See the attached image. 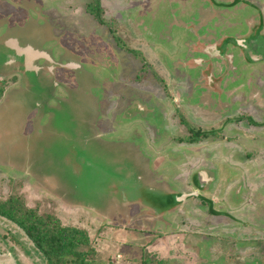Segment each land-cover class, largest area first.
I'll return each mask as SVG.
<instances>
[{
	"label": "rangeland",
	"instance_id": "1",
	"mask_svg": "<svg viewBox=\"0 0 264 264\" xmlns=\"http://www.w3.org/2000/svg\"><path fill=\"white\" fill-rule=\"evenodd\" d=\"M212 1L100 0L98 17L103 25H99L95 0H7L8 5L1 0L0 36L7 35V41L14 42L18 49L22 44L33 47L36 42L48 55L45 64H60L59 68L66 70H70L67 64H75L71 74L76 86L67 94L60 93L47 70L37 76L25 72L13 86L8 77L11 74L5 70L9 68L4 64L7 53H1V46L0 71L6 78L0 83V96L6 93L10 109L4 112L14 117L16 124L13 131L6 132L8 120L0 115V201L11 196L19 198L39 216H52L62 226L84 231L88 247L83 250L90 251L88 264H264L263 130L260 133L242 128L247 136L256 133L258 138L248 141L240 137V147L236 140L225 142L222 137L180 146L177 140L187 138L189 132L175 120L177 113L171 116L174 101L178 100L180 108L181 99L173 94L171 73L166 68H172L177 55L181 57L186 48L185 34L197 30L207 33L227 24L234 28L252 11L246 9L237 16V9H227L232 0ZM256 2L264 16V0ZM253 3L255 0H251ZM206 13V19L202 18ZM210 13L215 17L210 18ZM62 46L69 53L60 49ZM72 51L80 56L79 60L70 55ZM185 55L183 52V58ZM41 61L37 60L36 65L40 66ZM260 72L264 73V65L252 64L241 74L248 82L249 76ZM231 82L226 80L222 89L225 94H220L219 100L207 99L210 107L190 104L186 112L181 108L185 118L190 121L191 116L205 125L219 123L235 102L237 111L247 109L257 118L255 103H263L260 95L253 90L254 98L240 105L236 93L240 84L227 87ZM163 88L169 92L168 97ZM147 91L161 99L160 109L151 107L159 101L156 97L152 100ZM189 95L190 102L201 100L196 93ZM53 96L56 100L51 99ZM164 118H168L166 123ZM235 131L225 135L240 134ZM237 151L250 154L239 159ZM232 154L236 155L234 160ZM144 170L154 175L162 191L176 196L195 187L192 176L208 172L207 178L215 179L211 186L222 184L235 200L227 202V197L219 194V187L202 195L216 200L213 208L220 212L229 208L228 212L240 221L219 219L212 227L215 219L208 215L207 206L194 198L184 200L170 214L148 216L150 212L138 208L146 204L142 198L147 189L137 184ZM236 186L239 195L235 189H228ZM118 191L132 198L123 204L115 202ZM126 204L137 206L125 208ZM233 232L237 233L234 237L229 235ZM215 236L225 242L210 248L214 256H219L220 247L225 252L230 241L236 240L240 242V258L222 256L215 260L205 254L204 246L199 248L201 240L208 246ZM259 239L261 251L255 243ZM131 241L144 242L128 249ZM198 248L204 256L201 260L197 258ZM138 250H143L142 256L131 257ZM0 264L47 261L19 228L0 217Z\"/></svg>",
	"mask_w": 264,
	"mask_h": 264
},
{
	"label": "flooded vegetation",
	"instance_id": "2",
	"mask_svg": "<svg viewBox=\"0 0 264 264\" xmlns=\"http://www.w3.org/2000/svg\"><path fill=\"white\" fill-rule=\"evenodd\" d=\"M2 1H3V4H5L7 2V0H5V1L2 0ZM210 1H211V3L213 2L212 0H210ZM258 2H256V0H255V3H253V4H251V0H232V1L228 2L227 9H232V8L237 9L236 10L237 16H240L241 14L245 13L246 9H251L252 10L250 12L251 14H249L246 19H245V17L244 18L242 17L243 23L241 25H236L234 28H233L232 24L231 25L227 24V26H229V28H227V29H226L227 26H225V27H217L215 31L214 30H208L207 33H204V30H197L196 33L195 32L186 33L185 34V40L186 41L184 40L186 48H184V50L180 54L181 57H178L179 55H177V59H175V61L173 62L174 64L171 66L172 68L171 69H170V67L168 69L166 68V70L169 73H171L170 74V76L172 78L171 82L174 85V91H175V93H173V94L175 97L178 96L177 98L181 99L180 100V102H181L180 108L177 106L178 100L174 101L175 105H173V112H172L171 116H174L177 113L178 116L175 120L179 121V125L183 124L189 132L187 135V138H182V139L179 138L177 140L180 146L181 145L192 146V145H196V143H198L199 141L206 139V138L215 137V139H219L222 137L223 138L222 141L225 140V142L231 141L234 143V141L236 140L237 146L240 147L241 141L238 140V138L243 137L242 139H244L246 137V138H248L247 139L248 141H251V139L253 141H255V139L258 138L256 133H251V136H247V134H246L247 130H250V129H251L250 131L257 130L258 132H260L262 130L264 131V94H263L264 86L262 85L264 73L260 72L259 74L249 76L250 79L249 80L247 79L248 82L245 81L246 75L241 74L242 72L244 73V70L246 69L247 66H252V64H254L256 66L259 65L260 67H261V65H264V16L262 15V10H260L259 6L257 5ZM260 2L262 3V0H260ZM13 5H15L17 7L16 2L13 3ZM97 5H98L99 11L97 12V16H95V18H97L99 25H103V22L98 17L100 9H101L100 0H98V3L95 4V6H96L95 8H97ZM199 10H200V7H199ZM19 11H21V10H19ZM201 11H202V13L205 14L204 9ZM211 13H213V12H211ZM211 13H210V18H214L215 17L214 14H211ZM206 17H207V13L202 18L206 19ZM238 18H241V17H238ZM231 32H235V33L230 34ZM201 34H203V35H201ZM204 35H206V36H204ZM6 36L7 35H5V34L0 36V48L2 46V48L4 49V50H2V52L1 51L0 52L3 55L7 53L8 58L6 57L7 60L4 64L5 65L8 64L7 67H9V68H7L5 70L11 74V75H8V77L11 79V81H13V86H14V84L16 85L19 78L25 76V72H29V73L34 72V73H36V76H37V74H42L41 72H45L46 70H47L48 74L51 75V77L54 79V84H55L56 88L59 89V87H60V89H59L60 93L67 94V91H72V88H74L76 86V82H75V80L71 74L73 69L72 70L71 69L66 70L64 68H59V67H61L60 64H55V66L45 64L44 62L48 63L47 61L49 58L32 59L29 56H27V54H25V53H23V54L19 53L20 49H18L16 46L15 47L18 49L17 51H15L14 49H8V48H12L11 46H13L15 44L12 41H7L8 38ZM14 39L15 38H10V40H14ZM15 40H17V42H18L17 38ZM117 43H118V41H117ZM18 45L20 46V44H18ZM28 46L31 47V49H33L35 51H41L47 55L46 51H44V48L40 49L41 48L40 45H37L36 42H35V45L33 47L30 45H27V44H25V45L22 44L20 47L22 48L21 50H24L26 48H29ZM62 47H60V49L67 51L66 47H63V48ZM183 52H185V54H186L185 56H187V58L185 56L183 58ZM67 53H69V51H67ZM74 53H76V52L70 53V55L77 57V59L79 60L80 56H78V54H74ZM128 53H131L133 56H135L134 58L136 60H139L140 63H143V60L141 58H138V56L136 57L135 53H132L130 51H128ZM192 55H193V57L191 58ZM47 57H48V55H47ZM59 58H61V57L59 56L57 59H59ZM37 60H42L41 61L42 64L40 66L36 65ZM70 64H73V63H70ZM46 65H47V67H45ZM73 65H75V64H73ZM241 65H242V67H240ZM53 67H55L56 69H54ZM75 67H76V65H75ZM59 69L63 70L64 73L61 74ZM214 74H215V76H214ZM211 76H213V79H211ZM160 77L161 76L158 77L159 81L160 80L164 81V78L160 79ZM4 78H6L4 71H0V83L4 82ZM226 80L232 81L231 84L227 85V87H229V88L239 87V84H240L241 88L238 89L239 90L238 92H236L239 94V97H240V101H239L240 105L246 104L247 99L251 100L252 98H254V96H251V93L253 90H256L257 94L260 95L259 100H263V103H255V105H256L255 110L259 114L257 116V118L253 117L251 112L250 111L248 112L247 109H246V111L244 110L243 113H242V111H239V110L237 111L238 107H237L236 102H235V104H233V106H231V111H228L226 114L222 115L223 119L219 123L215 122L214 124L205 125V123L201 124L198 119H196V118L194 119L191 116H190V121H189V119L185 118L184 112L182 110H180L181 108L184 107V111L186 112L185 107L190 105V104H196L199 108H205L206 106L210 107L211 105L207 102V99L219 100V97H220L219 95L225 94L224 92H222V89H224L223 85L226 82ZM242 82H244L245 84L241 85ZM163 83H164L165 87L168 88V84H167L166 80ZM59 84H61L63 86H58ZM186 87L190 88V89H188L189 91L186 90ZM229 88H227V89H229ZM246 88L249 90L244 91ZM163 89H164V91H163L164 94L167 95V97H168L169 92L165 93L166 92L165 88H163ZM147 92L149 93V96L151 97L152 100L154 99V97H156V96H154L153 93H151L149 91H147ZM190 93H193V96L195 95V93L198 94L200 96L201 100L199 102H196V101L190 102V100L188 99V97L190 96L189 95ZM211 93H213L214 97H213V95H211ZM243 93H245L247 95H245ZM2 95L0 96L1 119L2 118L5 119V117H6V119L8 120L6 132L13 131V129H15V124H16L15 120L16 119L4 112L6 109H10V108L8 107V97L6 96V93H4V94L2 93ZM208 96L210 98H208ZM51 99L56 100V98L54 96ZM156 100L159 101V104L158 105H151V107L160 109L159 105H161L162 101L158 97H156ZM169 100H170V97H169ZM220 104L222 105V103H220ZM2 115L4 117H2ZM164 117H165V115H164ZM166 119L168 120V118H166ZM166 119L165 118L163 119V121L165 120V123L167 122ZM181 119H182V121H181ZM191 120L193 121L192 122L193 126L189 127ZM161 124H163V123H161ZM237 127H240V128H237ZM242 128H248V129L243 130ZM235 129H237V131H240V134L235 136L236 138L225 135V132H228V134L231 133V131L236 133ZM239 129H242V130H239ZM242 131L245 133H243ZM263 131H262V133L260 132L262 135L261 138H264V132ZM222 132H223V135H222ZM241 133H243V134L241 135ZM237 153L240 154V157H237L239 159H242V157L246 158L250 154L249 152H246V151L244 152V154L242 151H241V153L239 151H237ZM237 153H236V155H237ZM257 154H259V152ZM236 155L232 154L231 159L234 160L233 156H236ZM224 159H226V157ZM199 173L200 172H198L197 175L195 174L196 176H192L195 187L192 186V190L189 192V193H193V192L198 191L199 197H192V198L198 199L202 203L205 204V202H203L202 200H204V199L207 201L208 200L211 201V200L209 198H205V196H203L202 194H204L206 192L207 193L211 192L212 190L215 189V187H217V190H218V187H219V190H218V192L220 191L219 194H221L224 197L226 196L227 198H225V199L227 202H228V200H231V199L235 200L234 196L229 195V192H227L226 187H224L220 183H219V186L218 185H215V187L211 186V184L213 183V181L215 179H213V180L210 179L209 181L202 180L200 177H198L200 175ZM201 173H204V171H201ZM206 173L208 174V172H206ZM199 180H202V181H199ZM204 182L205 183L207 182V184L203 188H200L199 186L200 185L203 186ZM200 183H202V184H200ZM248 183L252 184V179ZM237 184L238 183L236 182V185ZM228 189H230V190L235 189L234 193H237L239 195V190H237L238 189L237 186L235 188L234 187L233 188L228 187ZM146 192H147V194H145V196H143V198L141 197L142 200L146 201V204L144 206H138V208L141 211L150 212V214L148 213V216H150V217L158 218L159 216H162L165 214H170L171 212H174V210H176L177 207H179L177 205H174V206H167L166 205L165 206V203L167 202V197L165 195L158 194V193H155V192H152L149 190H146ZM112 193H115V192H112ZM116 193H117L116 197L118 199L115 202L119 201L118 203H121V204H123V202L125 203V201H128L127 198H132V197H128V196L123 195L119 191ZM131 206H137V205L133 204V205L129 206L128 204H126L125 208H129ZM228 209L229 208H226V210H224L223 212H220L217 209H215V210H217L216 216H223L226 219L230 217L234 220L240 221V219L232 216L228 212ZM212 210H213V206H212ZM207 213H209L208 209H207ZM132 220H134V219H132ZM126 221H127V219H126ZM128 222H129V220H128ZM240 225H241V222H240ZM211 226L214 227V224L211 223ZM243 227H245V225H243ZM237 231H239V229H237ZM236 234L237 233L233 232V234L230 233L229 235H232L234 237V236H236ZM140 236H142V235H140ZM142 242H144V241H141V242L138 241L137 243L135 241H131V242H129L130 244L127 243L128 244L127 247L129 249L134 245L139 246L140 244L142 245ZM221 242H225L224 239H220L217 236H215V239L212 242V244L207 243L208 246H206V244H204V241L201 240L200 243L202 245L199 248L204 246L205 254L209 253L210 255H212L213 257L216 258L215 260L219 259L217 257H222V256H225V258H227V256H230L231 259L233 257L238 258V259L240 258V256H239L240 253L237 251L238 245L240 244V242L239 241L236 242V240L230 241L228 248L225 252L222 250V247H220L221 253L219 254V256H214L213 251H210V248L214 244L220 245ZM200 243H198V244H200ZM255 243H257V245H259L258 249H259V251H261V240L259 239V241L257 240ZM124 245H126V244H123V246ZM147 248H146V250H147ZM199 248H198V252H197L198 256L197 255L196 256H197V258H199L201 260V257L203 258L204 256H202V254L200 253ZM233 248H234V250H233ZM128 251L129 250H126V252H128ZM262 251H264V246L262 248ZM133 253L135 256H131V257L136 258L137 256H142L143 250H142V252H141V250H138V251L133 252ZM120 259H121V256L119 255V256H117L116 261L118 260L117 262H120ZM117 264H119V263H117ZM237 264H239V263L237 262Z\"/></svg>",
	"mask_w": 264,
	"mask_h": 264
},
{
	"label": "trees",
	"instance_id": "3",
	"mask_svg": "<svg viewBox=\"0 0 264 264\" xmlns=\"http://www.w3.org/2000/svg\"><path fill=\"white\" fill-rule=\"evenodd\" d=\"M97 3L98 0H95V4ZM95 11L97 14L98 5ZM202 201L205 202L208 212L214 214L211 202L205 199ZM171 203V199L167 197L165 206L175 205ZM0 217L19 228L42 254L47 264H88L86 258L90 251L83 250L88 247V238L84 231L62 226L52 216L41 217L35 210L24 206L19 198L12 196L0 201Z\"/></svg>",
	"mask_w": 264,
	"mask_h": 264
},
{
	"label": "water",
	"instance_id": "4",
	"mask_svg": "<svg viewBox=\"0 0 264 264\" xmlns=\"http://www.w3.org/2000/svg\"><path fill=\"white\" fill-rule=\"evenodd\" d=\"M12 49H14L15 51H17L18 49L15 47V45L11 46ZM19 53H25L27 54V56H29L30 58L32 59H39V58H48L47 55L44 53V52H41V51H35L31 48H26L24 50H19ZM66 68H69V69H73L75 68V65L73 64H67L65 66ZM46 115L44 114L43 117H45ZM28 136V134H27ZM24 137L26 136H23V139H25ZM142 165V164H140ZM139 166V165H138ZM141 167V166H140ZM143 168L146 169V164H143ZM143 175H142V178L139 179L138 181L143 183V184H139V182L137 183L139 186H144L147 190L149 191H152V192H155V193H158V194H162V195H165L167 197H169L172 201V205L175 204V205H178L180 204L181 202H183L184 200L186 199H189V198H192V197H199V192L196 191V192H193V193H188V194H180V195H174L172 193H169V192H164L160 189L159 187V182L155 181L154 180V175L150 174V172L148 170H144L143 171ZM198 177H200L202 180H206V181H209V179L207 178V173H202L201 175H199ZM202 180H199V181H202ZM202 184V183H200ZM207 184V182L203 183V186L200 185L199 187L200 188H203L205 185ZM71 205V204H69ZM73 206V205H71ZM81 206V205H79ZM83 207V206H82Z\"/></svg>",
	"mask_w": 264,
	"mask_h": 264
},
{
	"label": "crops",
	"instance_id": "5",
	"mask_svg": "<svg viewBox=\"0 0 264 264\" xmlns=\"http://www.w3.org/2000/svg\"><path fill=\"white\" fill-rule=\"evenodd\" d=\"M208 201H209V200H208ZM215 201H216V200H215ZM215 201H213V200L210 201L212 206H214V205L216 204ZM213 211H215L214 214H210V213H208V215H209L211 218L215 219V222H213V223L211 222L212 224L218 223V221H220L219 219H225L223 216H216V215H217V211L215 210V207L213 208ZM215 213H216V215H215ZM214 215H215V216H214ZM239 264H240V263H239Z\"/></svg>",
	"mask_w": 264,
	"mask_h": 264
}]
</instances>
